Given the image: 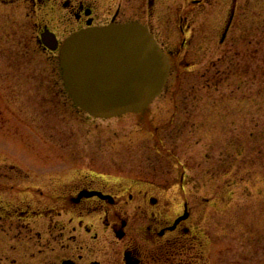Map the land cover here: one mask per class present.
<instances>
[{
  "label": "rangeland",
  "instance_id": "rangeland-1",
  "mask_svg": "<svg viewBox=\"0 0 264 264\" xmlns=\"http://www.w3.org/2000/svg\"><path fill=\"white\" fill-rule=\"evenodd\" d=\"M202 2L168 0V15L221 30L233 0ZM43 23L66 33L52 11L0 0V164L40 165L44 179L71 169L137 177L171 198L184 174L185 196L209 200L204 264H264V0H237L224 44L220 31L204 54L199 34L189 55L172 60L170 86L141 125L133 114L95 119L73 103L58 52L38 41ZM166 29V46H179Z\"/></svg>",
  "mask_w": 264,
  "mask_h": 264
},
{
  "label": "flooded vegetation",
  "instance_id": "flooded-vegetation-1",
  "mask_svg": "<svg viewBox=\"0 0 264 264\" xmlns=\"http://www.w3.org/2000/svg\"><path fill=\"white\" fill-rule=\"evenodd\" d=\"M25 1L52 11L64 22L66 33L61 35L47 23L37 26L43 50L53 53L42 42L46 29L56 35L60 48L69 36L88 28L129 24L147 28L170 65L159 96L170 86L172 60L189 55L199 34L204 54L220 31L224 44L237 2L233 0L229 19L218 30L183 15L172 21L168 0ZM165 28L169 34L175 29L179 46H166ZM153 102L139 113L125 115L138 116L139 125L149 122ZM33 168L0 164V264H204L201 225L209 200L192 203L185 196L184 174L178 183L184 192L171 198L164 186L142 178H110L71 169L44 179L40 165Z\"/></svg>",
  "mask_w": 264,
  "mask_h": 264
},
{
  "label": "water",
  "instance_id": "water-1",
  "mask_svg": "<svg viewBox=\"0 0 264 264\" xmlns=\"http://www.w3.org/2000/svg\"><path fill=\"white\" fill-rule=\"evenodd\" d=\"M42 37L46 48L59 49L54 33L46 29ZM58 60L74 104L96 119L143 111L162 93L170 73L166 54L140 24L76 32L63 42Z\"/></svg>",
  "mask_w": 264,
  "mask_h": 264
}]
</instances>
